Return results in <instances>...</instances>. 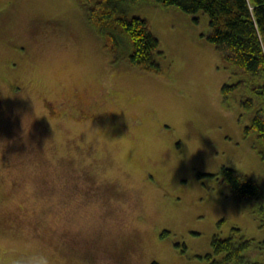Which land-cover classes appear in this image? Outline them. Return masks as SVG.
I'll return each instance as SVG.
<instances>
[{"label": "rangeland", "instance_id": "rangeland-1", "mask_svg": "<svg viewBox=\"0 0 264 264\" xmlns=\"http://www.w3.org/2000/svg\"><path fill=\"white\" fill-rule=\"evenodd\" d=\"M95 1L0 0V264H214L213 238L234 228L264 262L259 201L220 178L247 174L264 204L255 110L224 95L237 76L207 15L125 5L160 41L155 73L112 61L86 17Z\"/></svg>", "mask_w": 264, "mask_h": 264}, {"label": "trees", "instance_id": "trees-1", "mask_svg": "<svg viewBox=\"0 0 264 264\" xmlns=\"http://www.w3.org/2000/svg\"><path fill=\"white\" fill-rule=\"evenodd\" d=\"M139 0H97L84 4L89 24L102 37L103 46L114 63H128L148 72L162 73L159 58L163 55L160 41L153 33L149 21L131 15L125 8ZM164 6H176L193 15H207L209 30L206 39L214 44L223 62L237 76L233 84L223 86L228 96L241 92V106L255 110L245 133H254L262 144L264 160V0H153ZM221 182L233 193L238 202L256 199L252 213L264 229V204L261 187L247 174L223 167ZM254 239L242 235L238 228L231 236L212 240L216 254H225L223 260L214 264H264L252 261L245 254L252 248ZM157 264V263H153Z\"/></svg>", "mask_w": 264, "mask_h": 264}, {"label": "clouds", "instance_id": "clouds-1", "mask_svg": "<svg viewBox=\"0 0 264 264\" xmlns=\"http://www.w3.org/2000/svg\"><path fill=\"white\" fill-rule=\"evenodd\" d=\"M123 226L127 227L128 225L125 223ZM18 264H52V261L46 253L31 252L30 254L22 257Z\"/></svg>", "mask_w": 264, "mask_h": 264}]
</instances>
